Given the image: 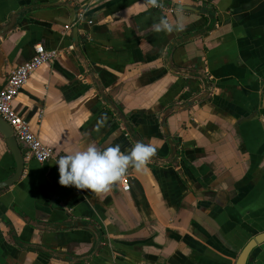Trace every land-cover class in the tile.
Here are the masks:
<instances>
[{
	"label": "crops",
	"instance_id": "obj_1",
	"mask_svg": "<svg viewBox=\"0 0 264 264\" xmlns=\"http://www.w3.org/2000/svg\"><path fill=\"white\" fill-rule=\"evenodd\" d=\"M164 1L0 0V28L35 9L0 36V90L36 45L60 52L14 102L55 156L41 164L19 145L23 175L0 190V264H236L264 234V0ZM176 4L217 24L203 34L209 18ZM162 16L184 29L156 32ZM138 141L154 156L107 191L59 183L67 152ZM15 169L0 134V182ZM250 258L264 264V243Z\"/></svg>",
	"mask_w": 264,
	"mask_h": 264
},
{
	"label": "clouds",
	"instance_id": "obj_2",
	"mask_svg": "<svg viewBox=\"0 0 264 264\" xmlns=\"http://www.w3.org/2000/svg\"><path fill=\"white\" fill-rule=\"evenodd\" d=\"M146 2L151 6H157V0ZM152 27L156 32L171 33L182 31L185 25L179 20L170 22L168 18L162 16ZM157 147L158 145L152 141L148 143L138 141L130 151H122L119 144H109L106 147L88 144L83 150L69 151L56 160L59 183L97 193L107 191L114 182L124 177L129 166L137 171L144 170Z\"/></svg>",
	"mask_w": 264,
	"mask_h": 264
},
{
	"label": "built area",
	"instance_id": "obj_3",
	"mask_svg": "<svg viewBox=\"0 0 264 264\" xmlns=\"http://www.w3.org/2000/svg\"><path fill=\"white\" fill-rule=\"evenodd\" d=\"M59 54L58 50L36 45L33 57L9 74L8 83L0 93V117L13 129L18 144L25 148L27 156L41 164L54 158V150L41 142L30 123L16 111L14 102L31 76L55 60ZM123 190L130 191L128 183L123 184Z\"/></svg>",
	"mask_w": 264,
	"mask_h": 264
},
{
	"label": "water",
	"instance_id": "obj_4",
	"mask_svg": "<svg viewBox=\"0 0 264 264\" xmlns=\"http://www.w3.org/2000/svg\"><path fill=\"white\" fill-rule=\"evenodd\" d=\"M157 2L162 3L164 5H169L166 1L164 0H157ZM56 6H61V4L59 3H55V4H51V5H45L44 8H49V7H56ZM67 9L70 12L71 15V23L74 24L77 20V13L75 10L74 6H67ZM175 9L179 10V11H183V12H189V13H195V14H199V15H203V16H207L210 20V23L208 25V27L202 32L203 34L210 32L215 25L217 24V16L215 14V12L209 8H204V7H194V6H185V5H181V4H176L175 5ZM35 9H23L19 12H17L16 14H14L11 18H10V22L7 26L0 28V36L10 32L11 30H13L18 23L20 22V20L26 16L27 14H29L30 12H32ZM77 31H78V27L75 26L74 27V37H77ZM184 40H180L178 42H181ZM178 42H175L173 45H176ZM172 48V47H171ZM181 74L187 75V76H195L198 78H201L203 80V83L205 84L207 90H209V81L206 78V76L203 73L200 72H181ZM8 83L7 82L4 84L3 88L0 90L3 91V89L6 87ZM199 99H202L199 98ZM198 99V100H199ZM196 101V100H195ZM194 101V102H195ZM113 106V105H112ZM263 106H264V98H263ZM114 107V106H113ZM115 108V107H114ZM116 112L118 113V115L122 118V120L125 122V118H123L122 113L120 112V110L116 109ZM175 111V108H170L169 110H167L164 115L162 116V121L165 120V118L172 114ZM165 134L168 135L167 130H166V126L163 125ZM132 135H135V132L133 130L130 129L129 131ZM0 134L4 137L7 146L10 150V152L13 155L14 161H15V165H16V169H15V173L13 176H11L10 178H8L7 180L0 182V190L5 189L7 187H11L13 186L15 183H17L24 172V167H25V162H24V156H23V152L14 136V132L13 129L10 127V125L3 119L0 117ZM170 145H171V149H172V159L175 157L177 150L175 147V143L170 140L169 141ZM264 243V234H260L255 236L248 244L247 246L243 249V251L241 252L237 263L236 264H248V262L251 261V254L252 252L261 244Z\"/></svg>",
	"mask_w": 264,
	"mask_h": 264
}]
</instances>
